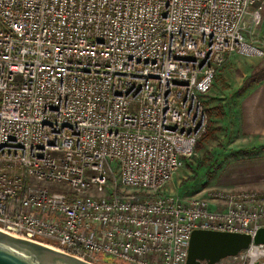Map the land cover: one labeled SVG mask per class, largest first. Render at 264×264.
<instances>
[{
  "label": "built area",
  "instance_id": "obj_1",
  "mask_svg": "<svg viewBox=\"0 0 264 264\" xmlns=\"http://www.w3.org/2000/svg\"><path fill=\"white\" fill-rule=\"evenodd\" d=\"M263 1L0 0V230L89 264H185L193 230L263 227L264 188L158 193L216 68L262 55L244 32Z\"/></svg>",
  "mask_w": 264,
  "mask_h": 264
},
{
  "label": "rangeland",
  "instance_id": "obj_2",
  "mask_svg": "<svg viewBox=\"0 0 264 264\" xmlns=\"http://www.w3.org/2000/svg\"><path fill=\"white\" fill-rule=\"evenodd\" d=\"M244 35L262 55L225 57L216 72L221 78L216 84L213 81L205 95L206 129L183 165L158 189L159 194L175 195L181 201L192 197L209 201L210 191L216 188H264L249 186L252 178L264 176V136L245 132L240 122L243 96L264 78V1L250 6Z\"/></svg>",
  "mask_w": 264,
  "mask_h": 264
},
{
  "label": "water",
  "instance_id": "obj_3",
  "mask_svg": "<svg viewBox=\"0 0 264 264\" xmlns=\"http://www.w3.org/2000/svg\"><path fill=\"white\" fill-rule=\"evenodd\" d=\"M250 244H264V226L254 233L193 230L185 264H215L237 255ZM0 264H89L46 245L0 230Z\"/></svg>",
  "mask_w": 264,
  "mask_h": 264
},
{
  "label": "crops",
  "instance_id": "obj_4",
  "mask_svg": "<svg viewBox=\"0 0 264 264\" xmlns=\"http://www.w3.org/2000/svg\"><path fill=\"white\" fill-rule=\"evenodd\" d=\"M242 129L249 134L264 136V78L245 94L240 103ZM249 186L264 185V176L251 179Z\"/></svg>",
  "mask_w": 264,
  "mask_h": 264
},
{
  "label": "trees",
  "instance_id": "obj_5",
  "mask_svg": "<svg viewBox=\"0 0 264 264\" xmlns=\"http://www.w3.org/2000/svg\"><path fill=\"white\" fill-rule=\"evenodd\" d=\"M233 54H234V53H233ZM236 54H237V53H236ZM218 68H219V67L216 68L215 74H216ZM214 77H215V79H213V81H214V83L216 84V79H220L221 76L218 75V73H217L216 75H214ZM204 99H205V95H204V97H203V104H204V106H205V101H204ZM205 110H206V109H205ZM197 142H198V140L196 141L195 146H196ZM195 146H194V149H195ZM197 148H198V146H197ZM194 149H193V150H194Z\"/></svg>",
  "mask_w": 264,
  "mask_h": 264
},
{
  "label": "bare ground",
  "instance_id": "obj_6",
  "mask_svg": "<svg viewBox=\"0 0 264 264\" xmlns=\"http://www.w3.org/2000/svg\"><path fill=\"white\" fill-rule=\"evenodd\" d=\"M261 254H264V252H254V253L252 254V260H254L256 257H258V256L261 255Z\"/></svg>",
  "mask_w": 264,
  "mask_h": 264
}]
</instances>
